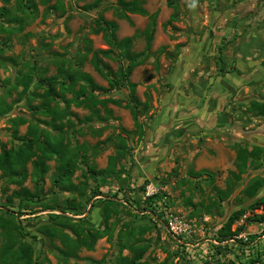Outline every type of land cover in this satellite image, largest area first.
Wrapping results in <instances>:
<instances>
[{
    "label": "rangeland",
    "instance_id": "obj_1",
    "mask_svg": "<svg viewBox=\"0 0 264 264\" xmlns=\"http://www.w3.org/2000/svg\"><path fill=\"white\" fill-rule=\"evenodd\" d=\"M96 1L99 4L94 5ZM32 4L19 9L17 0H0V10H10L0 16V148L20 145L33 124L41 139L46 135L53 141L61 139L73 149L75 188L54 183L56 158L48 161L43 183L44 202L61 205L65 200L83 204L97 186L101 194L90 199L85 213L63 212L73 219L86 215L97 199L116 193L118 178L96 176L91 169L106 167L109 157L120 151L125 154L117 161L126 169L123 187L131 192L129 201L123 191L117 192L116 199L130 205L131 211L124 208L111 217L110 223L116 222L113 237L100 238L92 250L81 248L79 258L71 257L65 264H90L102 257L106 264L115 261L117 235L127 222L130 227L151 226L136 235L139 243L149 244L142 258L149 264H249L251 257L264 261V239L251 246L229 241L225 254L214 249L217 230L236 210L244 212L233 229L240 226L241 232L256 235L264 231V220H251L264 214V202L252 206L264 199V116L251 108L253 101L264 102V0H143L147 15L124 11L118 0H33ZM150 14L156 15V24L147 47ZM101 19L117 23L118 39L132 37V50L145 51L144 61L129 76L140 102L137 123L125 106L131 100L126 82H116L119 66L128 61L123 51L108 43L111 32L100 28ZM95 54L108 76L95 68ZM68 70L90 74L102 89L79 105L74 100L68 103L73 94L57 85L61 95L51 104L66 107V115L56 120L63 123L58 130L50 124L51 116L34 107L45 99L39 80L57 76L66 81ZM27 73L32 81L20 96L18 77ZM109 98L122 104L102 102ZM237 145L248 150L257 145L262 151L257 160L249 158L241 180L232 184L229 171L236 169ZM27 167L30 173L32 163ZM256 179L263 184L249 197L244 190ZM229 183V195L221 198ZM22 186L34 189L30 174L23 184H16L0 170V205ZM148 188L155 190L150 196ZM147 200L154 203L155 212L147 210ZM17 202L14 199V205ZM102 205L83 223L103 228V220L98 225L90 222ZM30 208L31 213L17 218L24 224V240L34 247V257L41 264H64L57 248L60 240L41 230L51 223V213L62 211L43 210L39 204ZM170 215L188 223L186 238L194 246H181L172 237L165 225ZM3 242L0 235V247ZM122 254L131 251L123 249Z\"/></svg>",
    "mask_w": 264,
    "mask_h": 264
},
{
    "label": "trees",
    "instance_id": "obj_2",
    "mask_svg": "<svg viewBox=\"0 0 264 264\" xmlns=\"http://www.w3.org/2000/svg\"><path fill=\"white\" fill-rule=\"evenodd\" d=\"M3 2H9L10 0H2ZM33 0H17L19 9L20 7L31 8ZM99 4L96 1L94 5ZM119 6L124 10L131 13H139L142 15H147V10L142 6L143 0H118ZM34 7V6H33ZM10 10L2 8L0 10V16L9 15ZM150 22L145 30V38L147 42V47H149L156 24V15L150 14ZM98 23L102 26V30H110L111 36L108 37L107 41L112 46L119 48L123 51L125 59L128 61L126 66L120 65L116 76L117 83L126 82L128 86L131 100L126 103L125 106L129 107L133 118L136 120L138 118L139 112V99L135 95L136 83L129 80V76L135 66L141 64L144 61L145 51H134L132 47V37H124L121 39L117 38L116 30L118 25L114 21H108L101 19ZM2 49L0 48V56ZM103 54H108V50L100 51ZM93 63L95 68L105 76L107 73L103 71L100 66V59L98 55L95 54L93 57ZM66 81L58 79L57 76L43 77L39 80V86H45L44 97L45 99L39 103L36 107L41 112L46 115L51 116L50 124L58 130H62L63 123H57V119H62L66 115V107L61 108L57 103L51 104V101H56V98L61 95L57 90V85L60 86L61 91L71 92L73 94L71 99L66 101L69 103L74 100L77 104L81 105L87 102L88 99L93 100V91L102 89L98 84H96L90 74L86 72H77L76 70L66 71ZM32 81L31 73L23 74L18 77V84L22 85V90L20 96L27 93L30 83ZM81 81L77 88V85ZM113 83L112 80H110ZM107 101H113L116 104H122L118 99H103L102 102L105 104ZM251 108L255 111L257 115L264 116V102L253 101L251 103ZM89 117L85 118L88 120ZM24 120V119H22ZM21 143L17 147L10 148H0V170L3 174L7 176V180L10 183L23 184L28 175L30 174L34 183V189L31 190L26 186H22L20 189H14L9 195H7V200L0 206L3 209L0 212V235H3L4 242L0 247V264H41L42 262L34 257V247L31 243L24 240L25 227L21 221L18 220L17 216L20 214L31 213L30 205L39 204L43 210H60L62 214L51 213L50 219L51 223L43 225L41 230L47 233V235L54 240L58 238L61 242V246H58V250L61 253L64 264L71 257L79 258L78 251L81 248H86L92 250L95 248L97 241L104 237H113V230L115 223H110V219L113 215L120 213V210L124 208L130 209V205L123 204L117 200V192L123 191L125 197L131 194L123 187V182L125 177H122L123 172L126 171L125 167L121 164L118 165L117 161L120 157H124V152H119V156H110L108 164L106 167L101 169H91L94 175L102 176L104 178H118L121 182L116 193L113 195H107L105 198L97 199V202H93L92 207L86 212V215L82 217H72L64 214L65 212H71L74 215H81L85 213V210L89 204L90 199L93 196L101 194V191L97 186L93 190L91 197H88L86 201L82 204L80 202L74 203L69 200H65L64 204H47L44 202V188L43 183L45 175L49 171L48 161L52 158H56L58 161L56 176L54 177V183L64 186L70 190L75 188V184L72 182V176L77 168V159L73 156L74 150L68 148L61 139H50L47 135L41 139L38 135V128L31 124L29 125L27 132L21 138ZM262 148L255 145L251 150H248L246 146L237 145L236 146V169L230 170V177L233 179L232 184L238 182L242 178V174L246 171L249 166V158L257 160L260 156ZM32 163V171H28V163ZM118 166H117V165ZM232 184L229 183L228 191L221 192V198H225L229 195V191L232 189ZM263 184V181L256 179L248 183L245 188V192L249 197L256 194L259 187ZM125 190V191H124ZM14 199H18L16 205H14ZM127 201L131 200L126 198ZM102 202L103 207V228L96 227L94 225H89L83 223V221H88V217L93 212V209ZM131 202V201H130ZM148 206L147 210L155 212L154 206L150 200L146 201ZM264 199L259 198L252 204L253 207L261 206ZM17 206V207H14ZM134 206V205H133ZM16 208V209H14ZM64 212V213H63ZM244 209H239L231 213L226 222L217 230L216 238L218 241L226 243H220L214 246V249L219 254H225L229 250V239L234 235L241 233L243 227L232 228L234 222L243 214ZM251 220L263 221L264 214H255ZM85 221V222H86ZM117 221V219H116ZM89 222V221H88ZM113 226V227H111ZM126 230H125V228ZM151 226L142 225L139 227H130L129 223H124L122 228L119 230L116 243L119 245V251L116 256L115 261L110 264H149L148 260H143V256L148 249L149 244L139 243L137 234H142L143 232L150 229ZM128 229V231H127ZM70 230L72 232H69ZM239 245H243L240 239L236 240ZM234 243V242H231ZM182 246V245H181ZM129 249L131 251L130 255H123L122 250ZM263 258L251 257L249 264H253L257 261H262ZM106 257H102L98 260L94 259L90 264H106Z\"/></svg>",
    "mask_w": 264,
    "mask_h": 264
},
{
    "label": "built area",
    "instance_id": "obj_3",
    "mask_svg": "<svg viewBox=\"0 0 264 264\" xmlns=\"http://www.w3.org/2000/svg\"><path fill=\"white\" fill-rule=\"evenodd\" d=\"M155 192L153 188H148L146 190L147 196L152 195ZM168 231L172 235V237L182 246L185 245L187 247L194 246L193 242H191L186 237L190 234L189 225L186 221H184L182 218L178 216L170 215L167 217L166 223H165ZM262 225L264 226V222H262ZM240 239L242 241V244L245 246H251L255 245L256 243H260L261 240L264 239V231L261 234L256 235L255 233L250 232H241L238 235H234L232 238H230L228 241L230 242H236V240ZM217 244L220 243H226L227 241L220 242L217 239H214Z\"/></svg>",
    "mask_w": 264,
    "mask_h": 264
},
{
    "label": "crops",
    "instance_id": "obj_4",
    "mask_svg": "<svg viewBox=\"0 0 264 264\" xmlns=\"http://www.w3.org/2000/svg\"><path fill=\"white\" fill-rule=\"evenodd\" d=\"M95 217H96V219H95ZM102 220H103V207L101 208V210L96 209V213L93 215V219L90 222H95L98 225V223L99 222L101 223ZM250 233H252V232H250Z\"/></svg>",
    "mask_w": 264,
    "mask_h": 264
}]
</instances>
